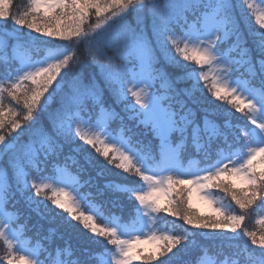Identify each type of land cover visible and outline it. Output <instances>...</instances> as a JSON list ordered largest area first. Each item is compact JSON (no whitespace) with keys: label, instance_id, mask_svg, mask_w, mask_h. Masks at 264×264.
<instances>
[{"label":"snow or ice","instance_id":"1","mask_svg":"<svg viewBox=\"0 0 264 264\" xmlns=\"http://www.w3.org/2000/svg\"><path fill=\"white\" fill-rule=\"evenodd\" d=\"M13 7L0 0V261L96 264L102 244V264H264L245 223L264 208V0Z\"/></svg>","mask_w":264,"mask_h":264},{"label":"trees","instance_id":"2","mask_svg":"<svg viewBox=\"0 0 264 264\" xmlns=\"http://www.w3.org/2000/svg\"><path fill=\"white\" fill-rule=\"evenodd\" d=\"M24 1L26 2L27 0H13V5H14L13 11H15L16 8H19V9L23 10L24 9V7H23ZM33 35H35V34H33ZM2 55H5V54L2 53ZM232 111L234 112V110H232ZM235 116L236 117H241L242 114L241 113H235ZM181 187H184V186H181ZM187 195L188 194L185 193L186 197H187ZM223 196H224L223 193H219V198H222ZM237 211H239V210L237 209ZM263 213H264V208L258 207L251 213V215L248 218H246L245 223L247 224L248 230L255 231V232H257V234H259L262 231H264V226H262L261 224L258 223V221L262 219L261 215H263ZM164 215H167V214H164ZM173 219H175V218L168 217V220H173ZM176 224L178 225V227H176L175 230L179 234H183V228L189 227L187 225H183V221L182 220H176ZM191 231L196 232L198 230L191 229ZM28 233L31 234V231L28 232ZM31 235H34V234H31ZM226 235L231 236L232 234L226 233ZM257 237H258V235H257ZM100 239H102V238H100ZM199 239H200V241L202 243L205 242L203 237H199ZM238 243H242V244L246 245L249 250H254L257 253L260 251L259 247L256 246V245H252L251 241L247 237L241 236V240L238 241ZM109 247H111V246H109ZM91 251L93 253V258L96 260V264H100L98 262L97 256L104 252V245H102V244L93 245L92 248H91ZM3 254H4V246H3L2 242L0 241V257H2ZM203 254L204 253L201 252L198 257L197 256H193V257H191V259L199 260ZM230 258L237 260V264H240V259L241 258H238V257H235V256H232ZM0 264H3V262L0 261Z\"/></svg>","mask_w":264,"mask_h":264},{"label":"rangeland","instance_id":"3","mask_svg":"<svg viewBox=\"0 0 264 264\" xmlns=\"http://www.w3.org/2000/svg\"><path fill=\"white\" fill-rule=\"evenodd\" d=\"M27 1H28V0H27ZM27 1H26V2L24 1V5H23L24 8H25V7L27 6V4H28ZM252 2H253V3H257L258 0H252ZM189 63H191V62H189ZM192 66H193V67H197V66L194 65V64H193ZM218 103H219V102H218ZM225 107H228V105L226 104V102H225ZM121 199H126V197H122ZM162 199H163V198H162ZM193 210H194V211L204 212L205 214H210V210L207 209L206 207H204L201 203H199V202L196 200L195 196H193ZM261 218L264 219V216L261 215ZM145 231L147 232V229H146ZM257 235H258V238H259L260 233L257 234ZM207 259H211V260L213 261V264H215V261H214L213 258H211V257H207Z\"/></svg>","mask_w":264,"mask_h":264}]
</instances>
